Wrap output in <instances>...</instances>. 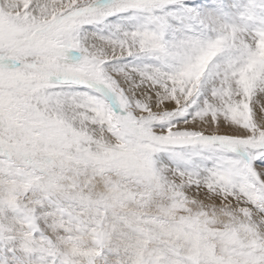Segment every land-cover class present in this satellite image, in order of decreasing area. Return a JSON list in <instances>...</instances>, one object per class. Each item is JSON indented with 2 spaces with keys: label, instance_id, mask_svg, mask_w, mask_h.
<instances>
[{
  "label": "snow or ice",
  "instance_id": "1",
  "mask_svg": "<svg viewBox=\"0 0 264 264\" xmlns=\"http://www.w3.org/2000/svg\"><path fill=\"white\" fill-rule=\"evenodd\" d=\"M0 264H264V0H0Z\"/></svg>",
  "mask_w": 264,
  "mask_h": 264
}]
</instances>
